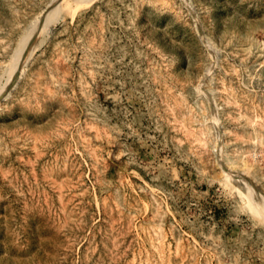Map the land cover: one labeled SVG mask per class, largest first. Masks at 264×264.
<instances>
[{"label": "rangeland", "instance_id": "rangeland-1", "mask_svg": "<svg viewBox=\"0 0 264 264\" xmlns=\"http://www.w3.org/2000/svg\"><path fill=\"white\" fill-rule=\"evenodd\" d=\"M0 264H264V0H0Z\"/></svg>", "mask_w": 264, "mask_h": 264}, {"label": "bare ground", "instance_id": "bare-ground-1", "mask_svg": "<svg viewBox=\"0 0 264 264\" xmlns=\"http://www.w3.org/2000/svg\"><path fill=\"white\" fill-rule=\"evenodd\" d=\"M35 33V32H34ZM40 30L39 31H37L36 33H35V35H33V36H31L29 39L30 40H28V43H27V46L26 47H24L25 48V51L26 50H28L30 47H31V45L34 43V41L40 36ZM33 34V33H32ZM31 34V35H32ZM33 47V46H32ZM24 48H23V50H24ZM24 51V52H25ZM30 51V50H29ZM23 53V52H22ZM21 54V53H20ZM24 54V56H23V58L25 57V53H23ZM20 56H22V55H20ZM23 58L22 59H20L19 61H18V66H19V64L22 62V60H23ZM20 68V67H19ZM17 71L19 72V69H17Z\"/></svg>", "mask_w": 264, "mask_h": 264}]
</instances>
